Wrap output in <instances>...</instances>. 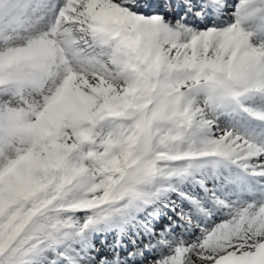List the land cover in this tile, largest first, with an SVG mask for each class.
Masks as SVG:
<instances>
[{"label": "snow or ice", "instance_id": "snow-or-ice-1", "mask_svg": "<svg viewBox=\"0 0 264 264\" xmlns=\"http://www.w3.org/2000/svg\"><path fill=\"white\" fill-rule=\"evenodd\" d=\"M0 264H264V0H0Z\"/></svg>", "mask_w": 264, "mask_h": 264}]
</instances>
